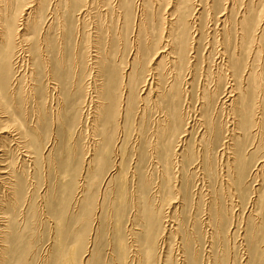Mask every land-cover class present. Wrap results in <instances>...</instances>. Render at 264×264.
I'll list each match as a JSON object with an SVG mask.
<instances>
[{"label": "rangeland", "instance_id": "obj_1", "mask_svg": "<svg viewBox=\"0 0 264 264\" xmlns=\"http://www.w3.org/2000/svg\"><path fill=\"white\" fill-rule=\"evenodd\" d=\"M13 1L10 6L11 9L13 6L16 8L19 21L23 19L22 7L31 4L30 8L35 12L28 18V25H24L26 38L22 41L24 56L19 76L7 90L9 132L14 133L10 137L20 141L17 145L11 140L7 158H10V168L15 169L16 180L22 181L23 192L16 204L8 209L9 218L4 219L10 232H5L7 246L0 244L1 259L4 264H159L156 257L148 258L143 251L140 261H128L122 257L120 246L129 242L131 235L129 222L121 214V195H125L123 198H126V212L129 214L132 212V199L140 196L138 185L143 184V180L133 174L139 158L137 150L139 147L147 148V138L154 129L160 108L164 106L161 98L160 104L155 100L158 92L165 91V83L169 79L168 64L165 69L159 68L162 71L156 69L158 73L152 68L158 60L155 59L156 52L162 46L161 32L166 29L165 0H128L130 9L133 7V13H129L134 19L132 21L130 17L124 18L125 0H69L67 4L61 0H46L47 3L44 0V6L38 12L40 0ZM248 1L231 0L226 3L224 11L232 23ZM221 3L223 6L224 2ZM75 4L76 8L72 10ZM83 6L87 8L86 15L78 18L76 14ZM219 7L216 8L218 14L222 10ZM64 8H67V14ZM149 17H154L149 20L152 25L147 20ZM158 20L161 21L159 25ZM228 29H233L229 32L231 41L234 39L233 45L236 34L232 25ZM149 30L160 33V38ZM256 39L248 46H257ZM246 50L244 58L249 54ZM202 53L203 50L200 55ZM198 63L197 66L195 63H192L193 67L187 66L184 76L181 75L183 96L188 95L180 106L183 112L181 123L188 127V134L181 142L183 147L184 144L187 148L194 147L197 155L193 160L173 158L167 172L162 161L156 162L152 169L150 166L148 173L144 172L151 177L154 190L156 185H162L154 201L164 213L170 200H177L170 210L173 228L166 237L164 258L172 264H264V168L254 171L256 162L264 157V121L261 135L259 133L255 137V147L249 148L252 145L249 144L245 149L248 166L244 173L238 174L234 165L233 172L229 173L226 158L220 157L229 124V106L220 97L224 95L225 81L215 88L214 83L218 82L216 69H206L200 61ZM126 73L128 78L131 73V77L128 84H123L122 75ZM160 73L165 77L159 76ZM151 77L154 88L147 100L141 103L142 88H147V93L150 90L149 86L143 87L144 81ZM188 77L192 83L186 88L183 81ZM205 84L209 87L206 91L215 92L208 107L209 121L214 128H210L202 140L207 125L197 119L200 117L201 90ZM97 90L101 103L94 101ZM124 96L126 103L122 106ZM96 104L99 105L98 110ZM137 114L144 116L143 130L147 129L144 131L147 137L143 134V140L137 139V128L141 123L140 119L139 124L137 122ZM179 135L176 137L178 140ZM37 138L41 143L36 145ZM106 147L117 154L115 158H108L109 161H104L102 155ZM204 154L213 160L212 173L202 170L200 164L203 161L197 165L201 159L196 157L203 158ZM113 160L119 165L115 171L112 170ZM183 165L187 169L185 173ZM189 165L196 166L190 168ZM84 170H87L86 174ZM3 202L7 200L0 193V204ZM138 233L142 235L143 231ZM87 245L93 252L91 260L84 263Z\"/></svg>", "mask_w": 264, "mask_h": 264}, {"label": "bare ground", "instance_id": "obj_2", "mask_svg": "<svg viewBox=\"0 0 264 264\" xmlns=\"http://www.w3.org/2000/svg\"><path fill=\"white\" fill-rule=\"evenodd\" d=\"M17 1L18 0H16L15 2H17ZM43 1L44 0H40V2L38 1L39 2L38 3L39 8H38V10L36 9L37 10L36 12H38L39 9H41L44 6ZM61 1H63L65 4H67L69 0H61ZM70 1H72V0H70ZM76 1H78V0H76ZM88 1L90 2L91 0H88ZM127 1L128 0H125V2H127ZM155 1L157 2L158 0H155ZM229 1H231V0H165V4H166V6L164 5L165 6V12L162 10L164 8L162 6L161 10L165 14L168 15L164 18L165 23L163 22L164 24H166V26L164 25L166 27V29L165 30L163 29L162 30L163 32H161V39L163 40V41H161L162 46H161V48L158 49V52H156L157 54L155 55V59L156 60L158 59V60H157V63H156V61L154 62V63H156V65H155V67L152 68V70H154V71H156V69L159 70V68L161 66H162L161 68H164V66L168 64L167 70H169V72H168L169 79L166 81V83H165L166 85L164 84L166 86V88L164 89L165 91L164 92L163 91L158 92L157 99L155 100L159 104L161 103L160 101L162 100L164 106L162 108H160V110H159L160 115H157L158 118L155 120L154 129L151 131L150 136L147 138V141H148L147 148L143 149L142 147L140 148L138 146L139 148L137 150L138 151L137 155L139 158L136 161L137 167L135 168L133 174H134V176H136V174H137L139 177L138 179H141V181L143 180V184L141 183V185H138L139 188L137 189V192L140 196H138V195L135 196V198L132 199V201H131L132 212L129 213L130 215L127 214V212H126L127 211V204H125L126 198L125 199L123 198V197H125V195H121V196H123L122 202H121L123 206L122 207L120 206L121 207V214L123 217L127 218L126 221L129 222L128 225L130 226V228L128 230H129V234L131 235L130 236L131 240H129V242L122 243V245L120 246L122 257H124L125 260H128V261L138 260V261H140L141 257H142V251H143L148 258H155L156 257V259H157L156 261L159 260V262H158L159 264H172V262L168 263V261H166V259L164 258V250L163 249H164L165 244H166V237H168V235L171 234V228H173V225H171L172 224L171 223L172 216H170V210H171L173 204L175 202H177V200L174 198L171 199L169 204H168L167 211H166V213H164L163 210L161 209V207H157L158 206L157 202L154 201V199H155L154 197H157L156 194L159 193L158 189L162 185H160V184L156 185L155 187H157V188L154 190V187L152 186L151 177L149 175H145L144 172H147L148 168L150 166H151L150 168L152 169L154 164H156V162L160 163L159 161L163 162V164L162 163L161 164L163 165L164 168H166L165 172H167L173 158L175 160H179V158L182 157V159H184V160L185 159L186 160H190V159L193 160L195 155H197L196 151H194V147H188L187 148V147H185L186 146L185 144L183 147V142H181V140L183 141L184 136H186L188 134V130H187L188 127H186L187 125L185 127H183V124L181 123L183 112H182V109L180 106L184 104V101L186 100L185 96L187 94L186 93L185 96H183V88L181 87V75L183 77L184 76L183 74L187 70V68L193 67V66H191L192 63H195L194 65L197 66V65H199L198 62L200 61L201 66H202V64H204V66L207 67L206 69H208L210 67H214V69H216L215 74H217V76H218V82L214 83L215 88H218L216 85H220L221 81L222 82L225 81V86H223V84H222V86L224 87V89H223L224 95L221 96L220 95L221 93H219V95H220V97L224 98L223 103H225V102L228 103V106H229L228 122H229V124H227L226 134L224 133L225 139H224V144H223V148H222V152H221L220 157L226 158L225 160L227 162V165H226L227 171L229 173L233 172L232 167L234 165V166H236V170H237L238 174L241 172L244 173V170H246V168L248 166V163L246 161L248 158L246 157V153H245L246 150L245 149H247V145H249V144H252V145H250L249 148L255 147V144L257 142V140H255V137H257L259 135V133L261 131V127H262V122L264 121V0H249L248 3L245 4L244 7L242 8L240 14L238 12H235L236 14L238 13L237 14L238 16L236 17V19H234L235 21H233V23L231 22L232 19H230L231 21L229 20V18H231V17L227 16L226 12L224 11L227 8L226 3H229ZM10 2H11V0H0V193H2V195L5 196V198L7 200L6 203L3 202L0 204V244L3 247L7 246V244H6L7 239H5L7 236H6L5 232H7V230L10 232L8 222H5L6 220H4V219L9 218L7 215L8 209L10 208V206L12 204L13 205L16 204L17 199L20 198L19 196H21L22 192H23L22 181L19 179L16 180L15 169L14 170L11 169L14 167L10 168L9 165H11V162L8 161L9 157L7 158V152L9 151L8 145L11 142V140L16 141L15 143L17 145L20 144V141H18L16 138L15 139L11 138L14 133L10 134V132H9L10 131L9 130L10 125L8 123L7 90L11 88L10 85H12V83L13 84L16 83V80L19 76V72L21 70L20 69L21 58H22V55L24 52V46H23L24 44L22 41H24V39L26 38L25 37L26 35L23 32V30L25 29L24 25L25 26L28 25L27 24V22L29 20L28 18L30 17V15H32V12H35L30 8L32 6L31 4H28L24 8L22 7V9L21 10L19 9V10H20V12L22 11L21 15L23 16V19H20L21 21H19V19H18L19 17L17 18L18 12L17 13L15 12L16 8L14 6L11 9ZM128 2L130 3V1H128ZM128 2L126 3V5H127L125 8L126 13L124 16V18L126 20L128 17H130L129 13L131 15V12L133 9V7H131V9H130V5H128ZM221 2H224L223 6H222ZM243 2H244V0H243ZM45 3H47V1ZM73 3H74V1H73ZM159 3H158V5H159ZM21 4L22 3H20V5ZM76 4L74 5V8H72V10L73 9L75 10ZM18 5H19V3H18ZM61 5H62V2H61ZM70 5H71V7L73 6L72 2ZM55 6H57V4ZM64 6H66V5H64ZM219 6L222 8V10L219 9L220 13L218 14L216 8ZM142 7H144V6H142ZM13 8H15V10ZM18 8H20V7H18ZM151 8L152 7H150V9ZM43 9H42V11H43ZM240 9L241 8L239 7V11H240ZM12 10H13V12H12ZM86 11H87L86 6H83L82 8L80 7L79 12L76 15H79L78 18L84 17L86 15ZM144 11H145V9H144ZM70 12H71V10H70ZM124 12H125V10H124ZM66 14H67V10H66ZM149 14L151 15L152 12H150ZM157 14L158 13H156V17L158 16ZM21 15H20V17H21ZM205 15H206V17H205ZM235 16L236 15H234V18H235ZM40 17H41V15H40ZM159 17H158V19H160ZM216 17H217V19H216V22L214 23L213 21H215ZM132 18L130 19L131 21L134 20ZM150 18L154 19V17H149V19H147V20L152 21V19H150ZM206 18L209 19V22L206 21ZM24 19H25V21L23 22L22 20H24ZM158 21H157V23L159 25V23L161 21L160 20H158ZM39 22H41V21H39ZM130 22H128V23H130ZM142 22H144V21H142ZM151 23L149 21V24H151ZM209 23H210V25H208ZM71 24H73V23H71ZM149 24H147V25L148 26L152 25V24L151 25H149ZM158 25H157V27H158ZM230 25L233 26L234 32L236 34L234 37L235 41H234L233 45L231 43L233 42L234 39L231 41V36L229 34V32L230 31L232 32L233 29L232 30L230 29V31L228 29ZM29 27H32V26H29ZM155 27H156V25H155ZM146 28H147V26L145 27V29ZM162 28H164V27H162ZM148 29H149V27H148ZM155 29H157V28H155ZM149 32H151L152 34L155 33L154 31H153L154 32L153 33L150 30H149ZM155 34L158 35L157 38L160 35V33H158L157 31ZM155 34H154V36H155ZM157 38H156V40L158 41V39L160 37L158 39ZM255 38L258 39V40L256 39L258 41L257 46H255L256 44L254 45L255 47H252L253 45L251 47L248 46V44H251L252 42L255 41ZM155 45H156V43H155ZM141 46H142V44H141ZM246 49H248L249 54L246 55V57L244 58L243 55H244V52ZM139 50H140V48H139ZM201 50H203V52H204V53H202V55H200ZM246 52H247V50H246ZM96 56L98 57L99 55L96 53ZM98 58H100V57H98ZM153 58H154V54H153ZM139 63H140V61H139ZM113 66L111 67L112 69H113ZM103 68H105V67H103ZM113 70H115V69H113ZM116 70H117V68H116ZM160 70L162 71V69H160ZM160 75L161 76L164 75V77H165V74L160 73L159 76ZM95 76H96V74H95ZM116 76H118V75H116ZM122 76L123 77L121 79V82L123 84H126L127 82H129L128 79H130L131 73L129 74V78H128L127 73L125 75H122ZM196 79L197 78H195V80ZM148 80H149V82H148ZM164 80H166V79H164ZM188 80H189V77H188V79L186 78L183 81L184 83L187 84L186 88H188V86H190L192 83V81L189 82ZM208 81H210V80H208ZM109 83H110V81H109ZM153 84H154V82L152 80V77L145 79L143 87L149 86L150 90L147 93L146 92L147 88H142V92L140 93V97H141V101H142L141 103L145 102L147 100V98L150 96L151 89L153 90V88H154ZM206 85L207 84L202 86L203 88L201 90L202 93L200 96V103H199L200 104V107H199L200 117L197 119V120H203L205 125H207L205 127L203 134H202V140L205 139V134L208 133V130L210 128H214L213 124L209 121L210 110L208 107L212 101L211 97H212V95L215 94V92L213 94H211V92L209 93L208 91H206V89L208 87V86L206 87ZM158 86H159V84H158ZM110 87H108V89ZM116 88H117V86H116ZM129 88H131V87H129ZM156 88H159V87H156ZM216 90H218V89H216ZM129 91H130V89H129ZM98 92L99 91L97 90L96 95H94V97H96V99L94 101L97 103H101V101H100L101 99L99 97V94H97ZM220 92H221V89H220ZM143 95H145V96H143ZM130 98H131V96H130ZM159 98H161V100H159ZM114 99L116 100L115 97H114ZM134 99L135 98H133V101L135 102ZM216 100H218V99H216ZM89 101H91V100H89ZM114 101H113V103L115 104V102L117 100L115 102ZM218 102H219V100H218ZM110 103H112V101L109 102L108 104H110ZM125 103H126V96H124L123 104L121 103L122 106H124ZM128 103L129 102L127 101V104ZM186 104H187V101H186ZM96 106H97V110H98L99 105L96 104ZM108 106L110 107V105H108ZM210 107H212V106H210ZM126 109L124 108V110H126ZM141 110H143V109L141 108ZM141 110L140 111L138 110V111L141 112ZM186 115H188V114H186ZM143 117L140 116V114H137L138 124H139L138 119L141 120V123L138 125V128H137V135H138L137 139L138 140L140 138L142 139L143 134L145 135L144 131L147 130V129L143 130ZM106 118L107 117L105 116V119ZM125 118L126 117L124 116L123 119H125ZM124 126H125V124H124ZM263 126H264V124H263ZM145 128H147V127H145ZM178 133H180V135H179L180 139L179 140L176 138ZM216 133H217V130H216ZM146 135H147V133H146ZM146 135H145V137H147ZM260 135H261V133H260ZM47 138H48V136L46 137V140H47ZM39 141H40V138L39 139L37 138V141H35L36 145L38 143H41ZM203 142H205V141H203ZM141 143H143V142H141ZM12 144H14V142ZM111 147L113 149V146H111ZM22 150H24V148ZM111 150L109 149V147L104 148V151L102 154L104 161L108 160V158H111L112 156H114V158L117 156L116 152L114 150H112V151ZM204 153H206V152H204ZM29 154H24V156L27 157V156H29ZM226 154H227V156H226ZM209 156L207 154H206V156L204 154L203 158H201V156H197L196 159H198V158L201 159L197 163V165L203 161V163L200 164V166H202V170L203 171L205 170L209 173H212L213 168H212L211 162L213 160L211 161ZM87 157H89V156H87ZM114 158H112V159H114ZM114 160H113L112 170L115 171L116 169L119 168V165L116 162H114ZM182 162H183V164L185 163V161H182ZM186 164L187 163H185L184 165H186ZM12 165H13V163H12ZM177 165H179V164H177ZM14 166H17V165H14ZM189 166H191V165H189ZM189 166H187V168ZM195 166L196 165L191 166L190 168H194ZM263 168H264V157L256 162L254 171L255 170L260 171ZM185 171H187L186 167L184 169V173H185ZM84 173L86 174L87 170L86 171L84 170ZM186 173L188 174V172H186ZM85 174H83V178H86ZM122 174L123 173H121V176H122ZM240 177L241 176H239V178ZM169 182H168V184H170ZM25 185H26V183H25ZM122 187H125V186L122 185ZM152 188H153V191H152ZM27 191H28V189H27ZM124 191H126V190L124 189ZM123 193L124 192H122V194ZM168 197L171 198L170 196H168ZM16 206H15V209L17 208ZM3 207H6V208H3ZM141 226L143 229L141 228ZM139 230L143 231L142 235H139V233H138ZM10 235H12V234L10 233ZM86 248H87V250L84 254V257H86V258L84 260V263H87L88 261L91 260L90 257L92 256L91 254L93 252L92 249H89L88 245ZM88 249H89V252H87ZM5 257H7V256H5ZM194 257H195V255H194ZM1 258L2 257H0V264H4V260ZM124 262H126V261H124Z\"/></svg>", "mask_w": 264, "mask_h": 264}]
</instances>
